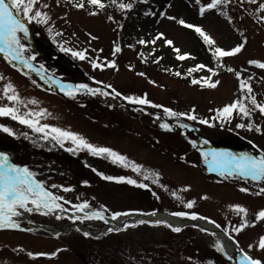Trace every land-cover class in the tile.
<instances>
[{
    "label": "rangeland",
    "instance_id": "1",
    "mask_svg": "<svg viewBox=\"0 0 264 264\" xmlns=\"http://www.w3.org/2000/svg\"><path fill=\"white\" fill-rule=\"evenodd\" d=\"M135 1L118 0L126 4ZM78 2L40 0L34 10L46 14L48 22L25 21L28 36L19 34L25 49L21 56L63 85L75 88L85 84L108 95L85 94L80 90L74 91L73 98L60 87L42 80L34 69L29 71L1 53L0 107L13 106L3 97V89L11 84L24 101L18 106L21 114L45 113L32 117L38 120V126L70 131L95 147L112 149L127 157L129 167L113 163L111 158L94 156L87 149L77 148L70 140L63 141L61 146L51 139L54 134L45 138L42 133L9 117H0V126L13 133L8 135L0 130V152L6 154L12 164L28 168L45 190L62 198L58 203L66 210H75L73 205L88 203L90 209L86 211H102L111 216L137 211L184 213L180 217L185 218L200 215L227 229L243 253L264 264V250L259 248L260 238L264 237V221L256 219L257 213L264 210V195H256L264 187V181L221 175L210 167L209 147L180 126L198 129L217 150L236 156L249 154L261 158L264 155V115L252 111L246 118L234 111L228 120L217 117L218 110L238 99L252 107L244 99L247 93L241 91L240 80H246L257 102L264 104V69L249 63H264V12L258 7L264 0H258L257 4L230 0L203 16L199 9L211 0H200V4L195 0H167L162 5L158 0H147L144 7L148 13L138 18L135 32L128 33L133 40L126 38L119 28L123 22L120 19L130 10H121L115 5L103 10L87 4L84 9L73 7ZM90 12H97V15H90ZM179 20L202 28L215 44L206 45L195 31L180 25ZM160 34L173 41V46H168L165 39L151 43ZM140 40L145 44H140ZM240 44H244L243 50L236 56L223 58L219 67L212 55L214 48L231 50ZM116 47L120 52L114 55ZM173 48H179L180 54H188L189 58L176 59ZM72 52H82L86 59L74 57ZM93 62L100 67L94 69ZM112 62L115 68L108 67ZM199 64L206 68L189 74V69ZM228 68L233 71H227ZM207 69H212L215 75ZM177 72L180 76L175 75ZM203 78L219 83L209 88L203 85ZM193 79L202 83L192 84ZM113 90L121 96L113 98ZM121 97H146L161 107L127 105L124 103L127 100ZM31 100L36 104L28 103ZM164 108L195 115L196 119L189 120L186 115L169 117ZM201 120L208 124L200 123ZM162 123L177 131L162 129ZM240 124L245 127H237ZM249 124L254 125L252 131L247 128ZM255 127L261 131H255ZM204 154H209L207 160ZM132 163L141 166L139 173L132 170ZM145 175L148 179H144ZM102 176L132 179L146 187L116 183L115 179L105 180ZM65 188L71 191H63ZM190 202H194L193 207L187 208L185 205ZM236 206L246 209L247 215L234 211ZM19 211L21 216L13 219L22 221L26 231L0 230V264H82L70 249L71 245H78L81 237H64L72 232L84 235L87 225L95 231L98 229L95 225H81L75 221L77 225H72L71 233L54 236L49 227L62 230L61 225L73 221L59 213L45 215L34 208L31 212ZM57 215L62 218L56 219ZM56 220L60 221V226H51ZM245 222L254 226L235 230ZM167 229L162 248L148 246L135 237L138 240L128 244L132 262L235 264L224 251H217L215 235L201 231L192 237H182ZM104 236L88 235L90 240L86 242L90 244V252H99L101 258L108 257L98 246ZM112 239L113 236L103 245L107 247Z\"/></svg>",
    "mask_w": 264,
    "mask_h": 264
},
{
    "label": "snow or ice",
    "instance_id": "2",
    "mask_svg": "<svg viewBox=\"0 0 264 264\" xmlns=\"http://www.w3.org/2000/svg\"><path fill=\"white\" fill-rule=\"evenodd\" d=\"M40 0H0V53L4 54V57L7 59L11 57L13 61H19L23 64L24 67L28 68L29 71H32V67L30 61L24 59L21 56V53L25 51L23 46L21 45V37L19 34H23L26 38L28 36V29L25 26V21L31 23L32 20H37L41 23H47L48 17L46 14L41 13L40 11H35L34 7L38 5ZM197 4H200V0H195ZM230 2V0H211L207 6H202L199 9L200 15L203 16L209 10H216L220 6ZM244 0H241L243 3ZM87 5H90L96 9L103 10L106 7L104 0H86ZM112 5H115L121 10H130L132 8L131 3H123L118 2V0H110ZM247 3L257 4L258 0H247ZM86 6L85 0H79L78 3L73 4V7L78 9H84ZM47 7V5H44ZM259 11L264 12V3H259L258 5ZM90 15H97V12H90ZM223 14V13H221ZM168 19H175L174 17H168ZM178 23L182 25L186 29H192L195 31L202 39L206 45L212 46L215 44V41L207 35L202 28L185 23L183 20H179ZM95 39V37H92ZM165 39L163 34L158 35L151 43H155L156 40ZM140 44H145L144 40L139 41ZM165 43L168 46H173V41L165 39ZM244 44H240L231 50H224L219 47H215L214 51H212V55L215 59L220 60L225 57H233L239 54L243 50ZM173 50L177 53L176 59L183 61L188 59V54H180L179 48H173ZM120 52V48L116 47L114 49L115 53ZM74 57H78L81 60L86 59L84 53L82 52H72ZM34 59V57H32ZM158 62V61H157ZM250 64L254 65L257 68L264 69V63H260L258 61H249ZM92 67L98 68L99 64L93 62ZM108 67L115 68L116 65L114 62L109 63ZM206 66L204 64H199L195 68L189 69V74L192 72H196L199 70H204ZM209 72H212L215 75V72L212 69H207ZM227 71L232 72L233 69L228 68ZM138 75H143V73H138ZM175 75L180 76V73L177 72ZM3 77L0 76V80ZM237 79H240L239 74H237ZM251 79V78H250ZM201 80H192V84H201ZM219 81L213 82L210 78H203V85L209 88H215ZM62 90H65V94L69 96H73L74 91L79 92L80 90H84L85 94L95 95L99 93L100 95L107 96V92H101L100 89H93L88 87V85L80 84L76 85L75 88L71 85H61ZM109 87V86H105ZM240 88L241 91H246L247 95L244 99L248 100L252 105L249 108L243 100H237L230 105L225 106L222 110H218L217 117L222 120H228L229 117L232 116L233 112H237L243 117H250L252 111H259L261 115H264V104H260L257 102L255 96L252 94L253 89L251 85L246 80H240ZM114 96L113 98L120 97L121 94L119 92H115L113 90ZM3 97L6 98L10 104L13 106H3L0 107V117H9L14 121L19 122L22 125L27 126L32 131L36 133H42L45 138L48 135L54 134L51 136L52 140H55L57 143H60L63 146V141L70 140L73 145L80 149H87L90 154L94 156H104L106 158H111L113 163H119L123 167H129V162L127 157L122 156L112 149L106 147H95L92 144L88 143L83 137L74 134L70 131H65L56 127H49L47 125L38 126V120L33 119L34 116H43L45 113H32L25 112L21 114L19 112V105H23L24 101L20 99L16 89L8 84L3 89ZM122 99H126L131 104H139V105H148L152 108L161 107L160 105L152 104L147 98L140 97H122ZM28 103L36 104L35 100H31ZM164 113H166L169 117H182L186 114L184 113H176L168 108L163 109ZM186 118L189 120H195V115L187 114ZM159 119V117H157ZM200 123L208 124V121L201 120ZM181 127H186V125H180ZM212 126V125H209ZM160 127L166 131H171L172 129L169 125L162 123ZM237 127L244 128V124L237 125ZM254 125L249 124L247 128L249 131L253 130ZM0 130L7 133L8 135H13L12 130L7 127L0 126ZM255 131L260 132L261 129L259 127H255ZM72 151V149H68ZM205 159H208L209 154H204ZM211 155L210 167H214L216 170L220 172L221 175H232L250 178L253 181H264V157L257 158L251 156L249 154H243L240 156L233 155L231 153H217L213 152ZM131 168L134 172L139 173L141 171V166H138L134 163L131 164ZM101 175L100 173H97ZM33 173L29 171L28 168H20L11 163H9V157L3 153H0V230L3 229H16L19 225L14 221V217H18L21 215L19 210H23L25 212H31L34 209L36 210H46L43 211L42 214H49L55 212L57 209L61 212L66 211L59 203L62 198L54 195L53 193L45 190L44 185L35 181L33 177ZM102 179L105 180H114L116 183H128L131 185H135L136 187L144 188L146 185L138 184L135 180L125 179V178H113L110 176H102ZM144 179H148V175L144 176ZM55 187V186H53ZM63 191H71V189L65 188ZM241 191H247L246 189H241ZM256 195H264V187L260 188ZM178 198V197H177ZM206 199V197H205ZM65 203H69L65 201ZM194 202H190L185 206L187 208H192ZM32 205V208L28 207ZM76 212L82 213L81 216H75V220H80L83 222L84 220H103L104 215L102 211H86L90 209V205L88 203H81L79 205H73ZM107 211V209H104ZM234 211L237 213H242L247 215V210L243 207L236 206ZM156 213H148L147 215H155ZM131 215V213H116L112 215V219L115 220L119 216ZM174 216H184V213H172ZM62 217L57 215L56 219H61ZM192 220L196 219H206L205 217H198L196 215H192L190 217ZM256 219L258 221H264V210H261L257 213ZM75 220L73 222H75ZM105 223L108 221L105 220ZM140 224L145 223V221H139ZM208 223L215 224L214 221L208 220ZM135 225H125L127 227H134ZM171 227L170 225H166ZM254 225H249L245 222L241 225V228L235 229L236 231L241 230L243 227H249ZM216 228H220L219 224H215ZM79 230V229H78ZM173 232H180L181 229L178 227H172ZM109 232H112L113 229L109 228ZM201 231H206L205 229H201ZM224 234L228 237L229 240H233V237L229 234L227 229H223ZM210 235H215L214 233H209ZM87 237L89 233H84ZM235 243V241L233 240ZM217 251H223L222 244L217 241L216 244ZM259 248L264 250V237L260 238ZM31 256L32 254L29 253ZM239 264H262L261 261L256 260L250 256H243L239 262Z\"/></svg>",
    "mask_w": 264,
    "mask_h": 264
},
{
    "label": "trees",
    "instance_id": "3",
    "mask_svg": "<svg viewBox=\"0 0 264 264\" xmlns=\"http://www.w3.org/2000/svg\"><path fill=\"white\" fill-rule=\"evenodd\" d=\"M146 3L147 0H136L134 3H132V8L130 9L129 14L124 19H120V21L123 20V22H121L119 28L121 31H124V33L126 34V38L133 40V36L132 35L128 36V33L132 34L133 32H135V29L137 27L136 22L138 21V18L143 17L145 14L148 13V10L144 7ZM85 4H87L86 0H85ZM106 6L107 7L113 6L110 3V0H107ZM199 38L202 39L201 37ZM215 60L217 61L218 66L220 67L222 65L223 58L220 60L217 59ZM188 78L190 79L192 78V76L188 75ZM58 222L56 220L54 221V223L50 225L60 226ZM69 224L70 222L63 224L61 226L64 227ZM87 224H93L95 225V228L103 225L102 221L100 220L87 221ZM165 232H169L166 227L145 222L143 224H139L135 227H131L126 230H121L119 232H112L114 235L112 233H108L106 236L103 237V239H101V242L98 243L100 250L104 254L108 255V257H102V258H101L102 254H99V252L93 254L90 252L89 250V248H91L90 244H86V242L90 240L88 236L86 237L85 235H82L80 233L72 232V234L64 238H68V239L77 238L76 235L81 237L78 245H71L70 249L82 264H136L132 262V260L130 259V255L128 254L130 250V248H128V244L129 243L133 244V240H138L135 237H139L141 239V242H144L148 246L162 248L164 244L161 242L166 240L164 234ZM199 232L201 233V230L199 228H196L194 226H188L181 229L180 232H174V233L171 232V233L176 236L192 237ZM111 236H113L112 243L107 244V247L104 246L103 242L110 239ZM120 237L121 238L124 237V238L121 240H115ZM123 255L124 258H122Z\"/></svg>",
    "mask_w": 264,
    "mask_h": 264
},
{
    "label": "bare ground",
    "instance_id": "4",
    "mask_svg": "<svg viewBox=\"0 0 264 264\" xmlns=\"http://www.w3.org/2000/svg\"><path fill=\"white\" fill-rule=\"evenodd\" d=\"M167 0H158L159 2V5L164 2H166ZM18 65L20 66H23L19 61H15ZM39 76L42 78V79H46V77L40 73H38ZM194 136L199 139L204 145H206L207 147H209V150L211 153L213 152H216V148H214L210 143H207L205 140H204V136L200 134V132H197L195 131L194 133ZM40 212H43V211H46V210H39ZM56 212V211H55ZM83 215L82 213H79V212H75V215L74 216H81ZM144 216H140L138 218V214L136 216H131L129 217L128 220H125L124 218L125 217H119L115 220H113L112 218H106L104 217L108 223L107 225L105 226L106 229H118L120 228L121 226H125L129 221L130 222H135V221H138L140 220V218H142ZM72 218H75V217H72ZM147 220H160V221H164V222H167V223H170L172 225H175V226H181V225H184L186 224L185 221H180L179 219L175 218L174 216H171V215H168V214H156V215H153V216H149L147 218H145ZM198 224H200L201 226L205 227L204 229L209 231V232H212L215 234V237L216 239L222 244L223 246V251L226 253V255L229 257V259H231L232 261H234L236 264H239L241 258L243 257L242 253H241V250L239 248V245H238V242H236L237 244H234V242H231V240L228 239V237L223 234L222 232H220V230H218V228L215 227L214 224H211V223H208V221H205L203 219H196V221ZM184 223V224H183ZM103 231V230H101ZM53 235H57L56 233L53 234Z\"/></svg>",
    "mask_w": 264,
    "mask_h": 264
},
{
    "label": "water",
    "instance_id": "5",
    "mask_svg": "<svg viewBox=\"0 0 264 264\" xmlns=\"http://www.w3.org/2000/svg\"><path fill=\"white\" fill-rule=\"evenodd\" d=\"M40 71V70H39ZM42 74H44V72L43 71H40ZM188 131H192L191 129H187ZM202 135V134H201ZM204 140L207 142V143H210V141L209 140H207L206 138H204ZM148 213H153V212H148ZM148 213H138L140 216H144V217H148V216H151V215H147ZM155 213H159V212H155ZM160 214H162V213H160ZM164 214H168V215H171V216H174V215H172V214H170V213H164ZM175 218H177V219H179V220H181V221H185V222H187V224H190V225H194V226H198V227H200L201 229H204L205 227H203V226H201L200 224H198L197 222H195L196 220H183V219H181V218H179L178 216H174ZM203 220H205V221H208V220H206V219H203ZM216 224V223H215ZM214 224V225H215ZM218 230H220V232H222L223 234H224V231L222 230V228L220 227V228H218ZM234 240V239H233ZM233 240H231V242H233ZM235 241V240H234ZM234 244H236V242L234 243ZM242 255L243 256H245L243 253H242Z\"/></svg>",
    "mask_w": 264,
    "mask_h": 264
}]
</instances>
